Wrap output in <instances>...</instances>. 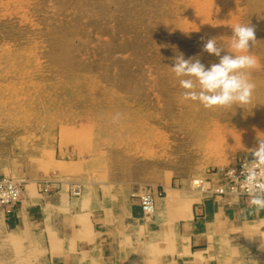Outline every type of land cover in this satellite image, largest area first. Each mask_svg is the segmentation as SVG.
<instances>
[{"label": "rangeland", "instance_id": "374dc122", "mask_svg": "<svg viewBox=\"0 0 264 264\" xmlns=\"http://www.w3.org/2000/svg\"><path fill=\"white\" fill-rule=\"evenodd\" d=\"M248 23L259 62L251 102L209 110L184 100L174 57L217 63L201 37L226 53L231 26ZM260 139L264 0H0V173L25 187L63 159L141 196H163L164 185L204 194L193 180L251 156Z\"/></svg>", "mask_w": 264, "mask_h": 264}, {"label": "crops", "instance_id": "0c3cea01", "mask_svg": "<svg viewBox=\"0 0 264 264\" xmlns=\"http://www.w3.org/2000/svg\"><path fill=\"white\" fill-rule=\"evenodd\" d=\"M54 164L0 207V264H264V209L250 200L164 185L147 213L134 185L99 181L81 161Z\"/></svg>", "mask_w": 264, "mask_h": 264}, {"label": "clouds", "instance_id": "9594fccd", "mask_svg": "<svg viewBox=\"0 0 264 264\" xmlns=\"http://www.w3.org/2000/svg\"><path fill=\"white\" fill-rule=\"evenodd\" d=\"M231 27V51L227 50L226 53V48L218 44L217 38L210 37L205 41L201 37L202 52L217 57V63L206 66L199 54L185 58L181 53L174 57L171 69L179 78V85L184 90V100L198 102L209 110L242 107L251 102L256 84L251 80L250 73L259 66L257 58L250 54V49L257 41L256 30L249 23ZM249 152L253 159L248 164H243L242 184L251 206L264 209V139H260L258 146ZM233 175L234 171L230 170L228 176Z\"/></svg>", "mask_w": 264, "mask_h": 264}, {"label": "built area", "instance_id": "2783aa9c", "mask_svg": "<svg viewBox=\"0 0 264 264\" xmlns=\"http://www.w3.org/2000/svg\"><path fill=\"white\" fill-rule=\"evenodd\" d=\"M253 159L252 156L240 158L235 165L230 167L219 168L211 176L205 179H195L193 184L196 189L203 192H209L215 197H239L244 200H250L242 184L244 177L241 176L243 164H248ZM230 170L234 171L232 177L228 176ZM49 183V182H48ZM44 192H50V185L43 184ZM26 191L25 185L12 176L0 173V207L11 208L17 205ZM142 204L147 213L155 210L153 195L144 194L141 196Z\"/></svg>", "mask_w": 264, "mask_h": 264}, {"label": "bare ground", "instance_id": "6f19581e", "mask_svg": "<svg viewBox=\"0 0 264 264\" xmlns=\"http://www.w3.org/2000/svg\"><path fill=\"white\" fill-rule=\"evenodd\" d=\"M217 60H218V59H217ZM217 60H216V61H217ZM202 62H203V61H202ZM8 176H9V175H8ZM12 177H13V176H12ZM15 179H16V178H15ZM17 180H18V179H17ZM19 181H20V180H19ZM169 190H170V189H169ZM77 192H78V191H77ZM138 235H139V233H138ZM210 244H211V243H210ZM249 246H251V245H249ZM245 247H246V246H245ZM251 248H252V247H251ZM248 251H249V250H248Z\"/></svg>", "mask_w": 264, "mask_h": 264}]
</instances>
